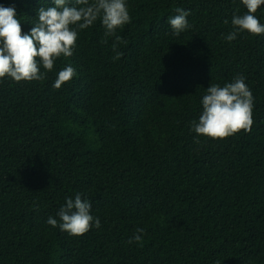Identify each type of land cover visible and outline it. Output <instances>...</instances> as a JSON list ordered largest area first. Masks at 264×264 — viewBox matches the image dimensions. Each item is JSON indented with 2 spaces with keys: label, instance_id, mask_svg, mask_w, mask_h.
I'll return each instance as SVG.
<instances>
[{
  "label": "trees",
  "instance_id": "1",
  "mask_svg": "<svg viewBox=\"0 0 264 264\" xmlns=\"http://www.w3.org/2000/svg\"><path fill=\"white\" fill-rule=\"evenodd\" d=\"M126 3L120 59L97 20L44 80L0 81V264H264V34L225 39L242 0ZM0 5L29 33L54 0ZM177 7L190 10L179 35ZM255 15L264 24V5ZM67 65L76 74L55 89ZM237 76L251 132L197 136L207 88ZM77 193L101 224L73 236L47 220Z\"/></svg>",
  "mask_w": 264,
  "mask_h": 264
},
{
  "label": "clouds",
  "instance_id": "2",
  "mask_svg": "<svg viewBox=\"0 0 264 264\" xmlns=\"http://www.w3.org/2000/svg\"><path fill=\"white\" fill-rule=\"evenodd\" d=\"M247 12L234 15L232 25L235 31L225 39L229 42L236 38L237 32L247 31L252 35L264 34V24L255 13L264 0H242ZM175 16L169 17L174 34L179 35L190 27L187 17L190 10L175 8ZM100 20L105 37H113V50L118 60L123 55L117 51L120 43H126L117 35V30L131 22L126 0H75L69 6L67 0H54V6L38 9L37 20L29 33H25L21 20L17 18L15 7L0 5V81L10 78L15 82L44 80L46 72H51L55 61L61 56L71 57L74 53L80 30L88 29ZM225 23H228L225 20ZM107 43V39L104 40ZM45 72L42 73L40 66ZM76 74L73 66L67 65L58 72L53 83L55 89L61 88ZM253 94L243 76H237L224 86L211 84L202 97V114L199 121L192 122V130L197 136L211 139H225L240 131L251 132L253 125ZM199 143V140L196 141ZM92 204L77 193L75 198H67L56 218L49 217L47 223L59 227L61 231L73 236L87 233L93 227L99 228L101 221L91 214ZM143 228L128 243H140Z\"/></svg>",
  "mask_w": 264,
  "mask_h": 264
}]
</instances>
